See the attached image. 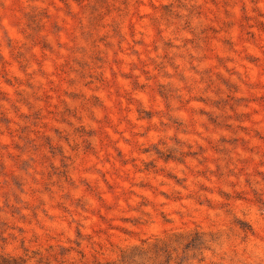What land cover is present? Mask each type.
<instances>
[{"label": "rangeland", "instance_id": "1", "mask_svg": "<svg viewBox=\"0 0 264 264\" xmlns=\"http://www.w3.org/2000/svg\"><path fill=\"white\" fill-rule=\"evenodd\" d=\"M0 264H264V0H0Z\"/></svg>", "mask_w": 264, "mask_h": 264}, {"label": "trees", "instance_id": "2", "mask_svg": "<svg viewBox=\"0 0 264 264\" xmlns=\"http://www.w3.org/2000/svg\"><path fill=\"white\" fill-rule=\"evenodd\" d=\"M199 236H202V232H196ZM188 235H190V232H178V233H173L167 238H158L154 240L153 242H146V245H138L137 250H140L142 252H152V251H158V250H165L166 252L169 251H175V247L173 248V244L176 243L177 239L179 238H188Z\"/></svg>", "mask_w": 264, "mask_h": 264}]
</instances>
